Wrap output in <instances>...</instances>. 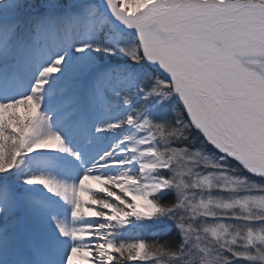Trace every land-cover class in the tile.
Segmentation results:
<instances>
[{"label": "snow or ice", "instance_id": "1", "mask_svg": "<svg viewBox=\"0 0 264 264\" xmlns=\"http://www.w3.org/2000/svg\"><path fill=\"white\" fill-rule=\"evenodd\" d=\"M0 264H264V0H0Z\"/></svg>", "mask_w": 264, "mask_h": 264}, {"label": "rangeland", "instance_id": "2", "mask_svg": "<svg viewBox=\"0 0 264 264\" xmlns=\"http://www.w3.org/2000/svg\"><path fill=\"white\" fill-rule=\"evenodd\" d=\"M93 187H98V186H96V185H93Z\"/></svg>", "mask_w": 264, "mask_h": 264}]
</instances>
